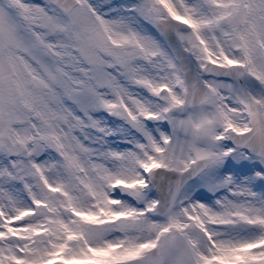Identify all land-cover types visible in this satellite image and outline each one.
Listing matches in <instances>:
<instances>
[{"label":"snow or ice","instance_id":"1","mask_svg":"<svg viewBox=\"0 0 264 264\" xmlns=\"http://www.w3.org/2000/svg\"><path fill=\"white\" fill-rule=\"evenodd\" d=\"M0 264H264V0H0Z\"/></svg>","mask_w":264,"mask_h":264}]
</instances>
